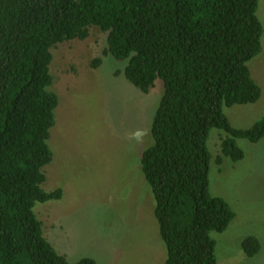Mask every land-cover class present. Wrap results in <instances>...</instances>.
<instances>
[{"label": "trees", "instance_id": "trees-1", "mask_svg": "<svg viewBox=\"0 0 264 264\" xmlns=\"http://www.w3.org/2000/svg\"><path fill=\"white\" fill-rule=\"evenodd\" d=\"M260 0H0V264H99L72 261L44 234L38 202L60 200L46 190L49 144L60 97L51 87L52 49L107 32L104 54L126 61L124 75L148 93L164 92L152 119L153 143L139 155L155 200L165 264H218L213 232L236 217L210 189L214 129L223 156L242 160L239 139L264 138V117L236 127L226 107L257 102L262 87L249 62L263 50ZM104 57L93 60L98 68ZM223 157L218 158L221 163ZM254 256L261 241L244 239Z\"/></svg>", "mask_w": 264, "mask_h": 264}, {"label": "rangeland", "instance_id": "rangeland-1", "mask_svg": "<svg viewBox=\"0 0 264 264\" xmlns=\"http://www.w3.org/2000/svg\"><path fill=\"white\" fill-rule=\"evenodd\" d=\"M258 16L264 24V0ZM107 36L92 27L87 39L52 49L51 89L60 103L49 140L54 156L44 168L43 187L50 191L61 186L64 195L38 202L35 211L45 236L72 261L92 256L99 264H165L167 248L139 158L153 143L151 125L163 81L158 79L148 93L131 83L123 70L127 62L104 54ZM98 56L104 62L95 68L92 62ZM249 66L262 87L261 98L225 108L232 124L242 128L264 117V48ZM217 131L209 141L210 189L236 212L225 231L212 233L218 264H264V138L239 139L245 157L233 161L223 156V134ZM251 235L262 245L254 256L242 245Z\"/></svg>", "mask_w": 264, "mask_h": 264}, {"label": "clouds", "instance_id": "clouds-1", "mask_svg": "<svg viewBox=\"0 0 264 264\" xmlns=\"http://www.w3.org/2000/svg\"><path fill=\"white\" fill-rule=\"evenodd\" d=\"M137 135H139V134H137Z\"/></svg>", "mask_w": 264, "mask_h": 264}]
</instances>
